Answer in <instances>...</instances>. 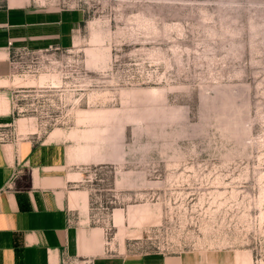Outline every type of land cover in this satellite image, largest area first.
I'll list each match as a JSON object with an SVG mask.
<instances>
[{"label": "rangeland", "instance_id": "374dc122", "mask_svg": "<svg viewBox=\"0 0 264 264\" xmlns=\"http://www.w3.org/2000/svg\"><path fill=\"white\" fill-rule=\"evenodd\" d=\"M76 1L72 46L11 52L0 141L102 146L80 186L121 248L264 264V0Z\"/></svg>", "mask_w": 264, "mask_h": 264}, {"label": "crops", "instance_id": "0c3cea01", "mask_svg": "<svg viewBox=\"0 0 264 264\" xmlns=\"http://www.w3.org/2000/svg\"><path fill=\"white\" fill-rule=\"evenodd\" d=\"M85 16L76 0H0V86L10 80L13 49L68 48ZM2 91L0 111L8 108ZM105 159L62 125L0 141V264H236L232 251L136 252L106 240L105 227L90 223L80 186L87 166Z\"/></svg>", "mask_w": 264, "mask_h": 264}, {"label": "bare ground", "instance_id": "6f19581e", "mask_svg": "<svg viewBox=\"0 0 264 264\" xmlns=\"http://www.w3.org/2000/svg\"><path fill=\"white\" fill-rule=\"evenodd\" d=\"M103 150H104V149H103L102 146H101L100 153H104L105 156H107V153H106L105 151H103Z\"/></svg>", "mask_w": 264, "mask_h": 264}]
</instances>
